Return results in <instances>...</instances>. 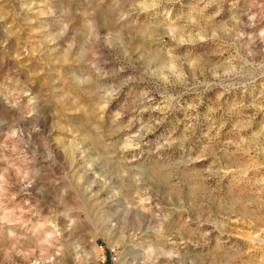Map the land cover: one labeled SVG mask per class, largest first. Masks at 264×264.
<instances>
[{
  "label": "rangeland",
  "instance_id": "1",
  "mask_svg": "<svg viewBox=\"0 0 264 264\" xmlns=\"http://www.w3.org/2000/svg\"><path fill=\"white\" fill-rule=\"evenodd\" d=\"M264 264V0H0V264Z\"/></svg>",
  "mask_w": 264,
  "mask_h": 264
},
{
  "label": "built area",
  "instance_id": "2",
  "mask_svg": "<svg viewBox=\"0 0 264 264\" xmlns=\"http://www.w3.org/2000/svg\"><path fill=\"white\" fill-rule=\"evenodd\" d=\"M95 264H107L106 256H105L104 254H101V255L97 258Z\"/></svg>",
  "mask_w": 264,
  "mask_h": 264
}]
</instances>
